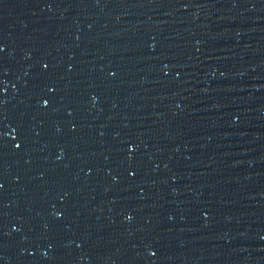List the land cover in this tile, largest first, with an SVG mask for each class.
Here are the masks:
<instances>
[{"label":"water","instance_id":"obj_1","mask_svg":"<svg viewBox=\"0 0 264 264\" xmlns=\"http://www.w3.org/2000/svg\"><path fill=\"white\" fill-rule=\"evenodd\" d=\"M0 264H264V0H0Z\"/></svg>","mask_w":264,"mask_h":264}]
</instances>
